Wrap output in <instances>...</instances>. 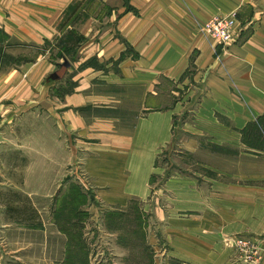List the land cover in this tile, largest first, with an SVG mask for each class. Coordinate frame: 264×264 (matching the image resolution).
I'll return each instance as SVG.
<instances>
[{"label": "crops", "instance_id": "1", "mask_svg": "<svg viewBox=\"0 0 264 264\" xmlns=\"http://www.w3.org/2000/svg\"><path fill=\"white\" fill-rule=\"evenodd\" d=\"M77 3L82 17L69 29L82 40L66 48L77 52L78 63L43 57L0 67V165L6 156L46 164L49 177H58L56 188L14 192L50 196L54 211L59 196H79L73 213L82 215L90 192L101 211L139 201L156 218L123 222L133 229L123 234L121 221L112 220L117 230L104 237L103 221L67 217L53 222L60 238L30 244L45 247L47 264H243L227 245L244 237L259 243L264 264V145L244 139L257 122L264 136V0H99L107 11L96 15L87 11L89 0H0V33L11 43L52 42ZM233 13L236 37L219 45L203 28ZM177 129L185 134L180 147L206 158L197 161L206 172L165 174L173 163L161 167L159 160ZM81 170L89 187L61 188ZM160 182L167 204L155 198L163 194L155 190ZM12 226L24 225L0 223ZM19 234L14 264L24 249ZM132 242L141 252L124 258L118 251ZM106 244L111 251L93 250Z\"/></svg>", "mask_w": 264, "mask_h": 264}, {"label": "rangeland", "instance_id": "2", "mask_svg": "<svg viewBox=\"0 0 264 264\" xmlns=\"http://www.w3.org/2000/svg\"><path fill=\"white\" fill-rule=\"evenodd\" d=\"M78 5V3L73 5L71 10L64 17L63 21H61L59 28L60 35L57 36V38H55L52 42H44L39 46L27 43H11L7 37L3 36L0 33V67H5V69L12 67L17 68L27 63H34L36 60L43 57L45 61H58V63L60 62L61 64L64 63V59L65 61L68 60L65 57H69L70 59H73L74 62L76 61L78 63L79 55H77V52H74L73 49H66L62 51L60 43L61 40L67 41L69 32L74 31L70 30L69 26L75 25L82 17V12H79V9L81 7ZM108 6L110 7V5ZM87 11H91L90 13L96 15L97 11L98 13L104 14L107 10L106 7L105 9L101 8L99 0H89ZM88 65H95L94 61L89 62ZM59 70L60 66L57 64L55 72L56 81H58L60 77H62V75L60 77L58 75V73L61 72V70ZM50 80L53 79L50 78ZM44 82H48L47 77L45 78ZM176 134L177 136H175V142H173V146H171L163 155H161V158L159 160V164L161 167L166 166V164L173 163V167H165V174H172L176 171L188 174H193L194 172L200 173L202 171L206 172V168L197 164V161L206 162V158L204 156L201 157L200 155L193 156L182 147H180V141L185 138V134H182L180 129H177ZM203 143L206 144V139L203 141ZM222 151L223 150H221V152ZM11 158L12 156H6L2 160L3 164L0 165V175H2V177L0 176V223H3L7 220H13L18 224H23L24 226H12L10 228L5 227L0 229V264L15 263L13 261L10 262V255L13 256L12 252L16 249L18 250L21 247L19 245V241H17L20 235L19 233H22L24 235V249L23 252L17 255V259L13 258V260H15L18 264H47V261H45L47 260V255L46 253H44L47 251L43 250L45 247L43 248L41 245L35 246L33 243L30 244L29 240L33 239L41 241V238H43L44 236L60 238L61 236L57 232L58 228L56 229L53 224H57L59 220L65 222V218L67 219V217L78 218L87 221H103L104 223L101 225L105 224V226L107 227L105 228L104 226H102V233H100V235L104 237L107 235L106 230H117L111 227L110 222H112V220L121 221L119 225H121L120 227L122 229L119 231V233L123 234L128 229L130 231L133 230L132 228H128L127 226L129 225L123 224V222L125 223L128 220H146L149 218H156L155 211L151 210V213L144 211L142 209V202L139 201L131 203L123 211H101V206L97 203V200H95L96 198L94 197V194H91L89 191L88 196L84 197L85 202H83V205H85L86 207L83 208L82 215L74 217V213L80 210L79 203L81 197L79 196H59V199L55 201V205H57V207L55 208L56 211H54V202H52V198L50 196L29 197L25 194H17L14 191H17L19 193L21 190H23L26 193L29 189L37 190L39 188H48L52 190L58 185V177H56L55 179H51L49 177L50 168L46 164H41V162H39L40 160L36 162L37 159L31 158L32 160H24L23 163L20 164V162L16 163ZM176 160L180 162L179 165L176 163ZM16 165H18V170H15ZM73 171L75 170L73 169ZM81 171L83 173V170ZM82 173H73L71 184L66 183L64 185L61 181V188H86V184L89 187L90 181L86 178L85 174ZM39 174H42L44 178L40 179L38 177ZM57 174L59 177H62L64 175V173L62 172L60 174L58 170ZM169 176L170 175H168L167 178H169ZM153 182L158 184L159 179L155 178ZM163 186V182H160L157 187L155 185V190L163 193L162 195L159 194L160 196L157 194L155 198H159V200L165 201V203L167 204L169 194L164 190L165 188ZM66 203H68L69 206H66ZM64 207L66 209H64ZM181 215L186 214L181 213ZM19 220L22 222L20 223ZM42 224H44L45 226L41 227ZM20 229H23V232H21ZM93 237L95 239V236ZM238 240L239 238L233 240L232 242L229 241L230 245H227L232 246L233 248V259L243 264H259L261 261L259 243V248L257 247L258 255L256 259L253 260V262H250V260L246 259L249 258V255L240 250V247L238 246ZM98 242H100V240ZM56 243L57 245L54 248V251L57 254H60V251L62 250L60 246L61 242L60 240L56 239ZM25 247L28 248L26 249ZM105 248L108 249V251H111L109 250L111 247L107 244L99 246V248L97 247L96 249L93 248V250L96 253V250L98 249L106 251ZM123 248L125 249H119L118 252L123 253L122 251H124L126 253L125 256H123L124 258L127 257L126 255L128 251L131 257L134 255L135 257H137L142 249L141 246L139 247V245H135L133 242L130 245L129 243L126 244ZM41 260H44V262L42 263ZM112 262L110 264H112ZM119 263L138 264V262L135 260H125L120 261Z\"/></svg>", "mask_w": 264, "mask_h": 264}, {"label": "built area", "instance_id": "3", "mask_svg": "<svg viewBox=\"0 0 264 264\" xmlns=\"http://www.w3.org/2000/svg\"><path fill=\"white\" fill-rule=\"evenodd\" d=\"M238 18L236 13L226 17H214L206 23L204 31L206 34L214 38L219 45H227L236 37V27ZM257 245V246H255ZM238 246L240 250L249 255L247 260L253 262L258 255V243L244 237L239 238ZM259 248V247H258Z\"/></svg>", "mask_w": 264, "mask_h": 264}, {"label": "trees", "instance_id": "4", "mask_svg": "<svg viewBox=\"0 0 264 264\" xmlns=\"http://www.w3.org/2000/svg\"><path fill=\"white\" fill-rule=\"evenodd\" d=\"M82 38L76 34L75 31L69 32V37L67 41L61 40V50H66V46H70L71 48L77 47L81 42ZM260 121V120H259ZM260 123V122H257ZM256 124L251 125L246 131H244V139L245 142L253 147H262L264 145V139L262 133L260 131V126Z\"/></svg>", "mask_w": 264, "mask_h": 264}]
</instances>
